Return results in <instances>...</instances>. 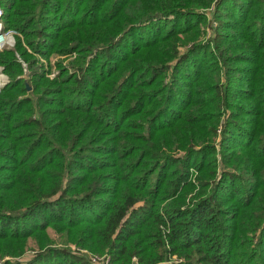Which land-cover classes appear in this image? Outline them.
Here are the masks:
<instances>
[{
	"label": "trees",
	"instance_id": "trees-1",
	"mask_svg": "<svg viewBox=\"0 0 264 264\" xmlns=\"http://www.w3.org/2000/svg\"><path fill=\"white\" fill-rule=\"evenodd\" d=\"M1 2L0 257L95 264L53 228L114 264H264V0ZM213 5L214 50L181 54Z\"/></svg>",
	"mask_w": 264,
	"mask_h": 264
},
{
	"label": "rangeland",
	"instance_id": "rangeland-1",
	"mask_svg": "<svg viewBox=\"0 0 264 264\" xmlns=\"http://www.w3.org/2000/svg\"><path fill=\"white\" fill-rule=\"evenodd\" d=\"M2 9L4 11L5 14V9L4 6L0 0ZM201 13H203V15L205 16V23L202 22V20L198 21L199 23L202 22L201 24H199L197 27L198 28V33L196 36H198L195 41H192L193 39L191 37H188L184 44L178 45V49L180 51V53H184L186 52L193 44L195 43H202L204 45H210L211 48L214 50L215 45L213 44V36L215 35L216 31L218 30V20L216 19L215 16V6L213 5V7L211 8H207V9H200L199 10ZM4 14L2 17L3 20V26L5 28V32L7 31H11V38L9 39L10 43L9 44H5L3 47L0 48V50L7 48V49H11L14 48L16 45V38L17 36H22L20 35V33L18 32V30L14 29V28H7L5 23H4ZM134 36V35H133ZM29 51L31 52V50L29 49ZM215 52V51H214ZM216 55V53H215ZM17 57L19 58V60L21 61V63L26 67L27 64L26 62H24V60L21 58V56L17 53ZM71 57H75V55H72ZM59 58L58 57H52L51 58V70L49 71V77L50 78H54L56 75H58L59 71L58 68L56 66H54V62H56ZM61 59H65V63L69 62L67 58L62 57ZM223 60V59H222ZM0 69L2 71V73L5 76L6 79V83L5 85L9 82V77L8 75L4 72V67L2 65H0ZM220 75L222 80L226 81V77L228 76V70H221L220 71ZM214 76V75H212ZM4 85V86H5ZM229 116V115H228ZM227 116V117H228ZM220 133H222V129L221 127L218 130ZM220 138L216 137V144L219 143ZM180 153V152H179ZM197 170L192 169L191 171V179L193 181L196 182V184L198 183L197 181ZM48 235L50 236V238L52 240H54V246L57 247H69L73 252H79L81 254L87 255L88 258H90L95 264H114L112 263V260L109 261L107 258H109V254L106 252L99 254V253H95L94 251H91V249L87 248V247H83L80 245H77L75 242H73V240L68 241L67 243H63L60 239V235L58 233H56L53 228L48 230ZM24 250L22 252V254L18 255V256H10V255H6L3 257H0V264H5L7 261H12L14 262H19L21 264H27L29 260H31L34 255L39 251V247H37V239L30 237L27 240L24 241ZM185 257H182L180 255H175L171 258V261L169 262H165L164 264H170L172 263H177V262H185L187 261ZM133 262L135 264H139L138 262V257H134L133 258ZM132 262V263H133ZM93 264V263H92Z\"/></svg>",
	"mask_w": 264,
	"mask_h": 264
},
{
	"label": "built area",
	"instance_id": "built-area-1",
	"mask_svg": "<svg viewBox=\"0 0 264 264\" xmlns=\"http://www.w3.org/2000/svg\"><path fill=\"white\" fill-rule=\"evenodd\" d=\"M3 14L4 11L0 3V48L3 47L5 44H9L10 43L9 39L11 38V31L5 32V28L3 26V20H2ZM5 83H6L5 76L0 69V92L2 91V88L4 87ZM107 259L109 260V258Z\"/></svg>",
	"mask_w": 264,
	"mask_h": 264
},
{
	"label": "water",
	"instance_id": "water-1",
	"mask_svg": "<svg viewBox=\"0 0 264 264\" xmlns=\"http://www.w3.org/2000/svg\"><path fill=\"white\" fill-rule=\"evenodd\" d=\"M28 88H30V87H28Z\"/></svg>",
	"mask_w": 264,
	"mask_h": 264
}]
</instances>
